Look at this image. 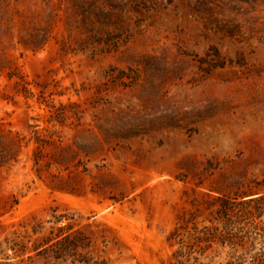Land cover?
I'll return each mask as SVG.
<instances>
[{"label": "rangeland", "instance_id": "1", "mask_svg": "<svg viewBox=\"0 0 264 264\" xmlns=\"http://www.w3.org/2000/svg\"><path fill=\"white\" fill-rule=\"evenodd\" d=\"M0 264H264V0H0Z\"/></svg>", "mask_w": 264, "mask_h": 264}]
</instances>
